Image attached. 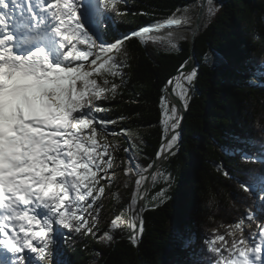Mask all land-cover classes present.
Segmentation results:
<instances>
[{"label": "trees", "instance_id": "trees-1", "mask_svg": "<svg viewBox=\"0 0 264 264\" xmlns=\"http://www.w3.org/2000/svg\"><path fill=\"white\" fill-rule=\"evenodd\" d=\"M201 3L117 0L114 7L109 5L114 15L107 17L110 31L105 39L114 40L168 18L197 17ZM215 3L217 9L196 37L197 76L186 106L183 142L164 163L143 203L140 245L134 237H119L132 230L130 203L137 175L151 168L168 132L162 108L166 83L190 58V37L177 45L131 37L123 45L127 55L117 54L123 75L101 72L92 77L102 87L104 79L109 80V88L117 85L115 94L106 91V99L94 102L104 109L98 115L115 123L104 130L94 122L89 130L95 126L98 131L97 151H102L106 134L126 148L127 181L112 189L111 199L113 219L119 215L122 222L117 229L106 225L102 230L103 236L106 231L113 235L111 241L83 228L74 231L75 220L72 229L54 225L65 239L67 264H190L192 255L201 264H209L214 260L210 251L203 255L189 249L198 241L193 233L210 241L216 233L239 238L260 232L264 222V194L261 197L257 191L264 187V180L258 179L264 175V0ZM79 46L89 50V45ZM218 59L227 63L221 65ZM245 153L256 158L245 160ZM245 182L250 185L248 191ZM163 192L159 203L157 196ZM70 211L79 215L76 205ZM248 213L257 216L252 218L255 223L247 229L242 225L241 232L236 224L247 223ZM26 264L37 263L27 258Z\"/></svg>", "mask_w": 264, "mask_h": 264}, {"label": "snow or ice", "instance_id": "snow-or-ice-1", "mask_svg": "<svg viewBox=\"0 0 264 264\" xmlns=\"http://www.w3.org/2000/svg\"><path fill=\"white\" fill-rule=\"evenodd\" d=\"M116 2L0 0V264H26L30 254L45 264L56 251V224L72 229L75 220L74 231H92L83 215L70 209L89 197L92 202L88 207H92L98 198L94 189L100 195L105 192L104 187L95 188L97 173L102 164L111 168V160L103 159L109 155L106 144L103 151H97V130L95 126L89 130V126L95 122L107 130L108 124L115 123L100 117L104 109L94 102L106 99V91L115 94L117 89L115 83L108 87V79L102 87L92 77L101 72L123 75L117 54L127 55L123 45L131 37L143 38L183 23L168 18L108 40L110 25L106 20L114 15L109 5L114 7ZM16 6L27 8L26 19L21 11L22 19L17 20ZM80 44L89 45V50H81ZM85 62L90 63L91 71L85 70ZM196 76L193 70L182 78L187 87L180 81L169 83H175L186 101ZM164 116L165 128L172 134L163 147L172 154L179 137L175 131L179 117L174 108L171 115L165 110ZM85 130H89L87 134ZM243 158L251 161L256 157L245 153ZM258 179L264 180V175ZM249 189L245 182L244 190ZM136 203L133 199L130 207ZM39 209H45L46 214H38ZM252 218L253 213L244 217ZM121 222L117 215L111 228H119ZM243 222L236 224L241 232ZM130 226L137 228L134 222ZM260 228L258 234L248 237L214 234L205 245L214 256L209 264H264V224ZM104 237L113 240L107 231Z\"/></svg>", "mask_w": 264, "mask_h": 264}, {"label": "rangeland", "instance_id": "rangeland-1", "mask_svg": "<svg viewBox=\"0 0 264 264\" xmlns=\"http://www.w3.org/2000/svg\"><path fill=\"white\" fill-rule=\"evenodd\" d=\"M93 2H94V0H93ZM212 5L213 6L211 7L210 18L212 16L213 12L217 9L215 0H213ZM94 14H95V9H93V11H92L93 16H94ZM194 18L195 17H189V18L183 19L182 21H183V23L190 22ZM210 18L204 23V28H205L207 22L210 20ZM86 27H87V25H86ZM93 35L95 36L94 33H93ZM189 35H191V34H189ZM189 35H187V37H189ZM149 38H157V37H149ZM81 39H83V38H81ZM160 40H165V39H160ZM168 41H170V40H168ZM170 42H172V41H170ZM97 43H99V40H97ZM172 44L177 45L178 43L172 42ZM78 47L81 50H87V49L82 48L79 45H78ZM217 61L221 65L227 63L226 60H224V59H218ZM98 66H99V62L96 65V67H98ZM196 68H197V66L194 68L195 71H196ZM85 70H88V71L92 70V66L90 65L89 62H85ZM256 81H258V79H256ZM192 82H191V87L187 93L186 104H188V100L190 98V91H192ZM185 87H187V84H185ZM162 108H163V114H164L165 110H167L168 114L171 115V106H170V103H168V101H166V100L163 101ZM163 125L165 127V116L163 119ZM166 131H168V130H166ZM97 135H98V131H97ZM178 141H179V138H178L177 142ZM177 142H176V144H177ZM102 143H103L101 145L102 151H103L102 146L106 144L107 145V151L109 153V155L106 156L104 161H108L110 159L111 160V168H108L106 163L103 165V167L101 168L102 170L97 173V179L99 180V183L95 185V188L98 189L99 187H104L105 192L103 195H100L94 189L93 195L97 196L98 198L96 200L95 205H93L92 207H88V205L91 204V202H92L91 197L87 198L85 201L76 205V207L79 211L78 216L83 215L84 219L87 221V224L89 226H91V228H92V231H91L92 235H94L96 238H101V239L104 237L102 235L103 234L102 230H104L106 225H111V222H112L113 216H114V213L112 211V206H111L112 189L119 186V185L126 184L127 174H128L127 169H126L127 153H126V148L124 147V145H122L121 142L117 141L116 138L110 134H106L104 136ZM238 152L239 151H237V153ZM145 171H143L140 175L139 174L137 175V178H136L137 179V185L139 183V177ZM136 188H137V186H136ZM82 191H86V190L82 189ZM257 191H258V194L262 197L263 192H264V187H259L257 189ZM163 197H165L164 192L157 196V200L159 203L163 202ZM38 214H40L42 216V215L46 214V210L45 209H39ZM253 217H257V216H253ZM254 223H255L254 220L251 219V220H248V222L243 224V225L247 229L250 226L252 227V225H254ZM261 224H264V222H261L260 225ZM54 228H55V226H54ZM197 234L198 233H196V232L193 233V235H195L196 238L198 237V239H197L198 243L193 241V245L189 249L192 250L193 252H196L197 254L201 253L203 255H205V254L208 255L209 250L207 247H205V245L209 243V239L206 237H199ZM55 236L57 239L56 251L53 255H50L46 259L45 264H67V261H66L67 256H66V253H65L64 248H63L64 243H65V239H64V237H62L61 234H59L57 228H55ZM28 258L32 262L39 264V261L36 259L35 254H30L28 256ZM189 263L190 264H201V261H200V258L197 257V255H194V256L192 255L191 262H189ZM177 264H179V263H177Z\"/></svg>", "mask_w": 264, "mask_h": 264}, {"label": "bare ground", "instance_id": "bare-ground-1", "mask_svg": "<svg viewBox=\"0 0 264 264\" xmlns=\"http://www.w3.org/2000/svg\"><path fill=\"white\" fill-rule=\"evenodd\" d=\"M202 9H201V16L200 19L197 20V17H195L192 21L190 22H185L182 23V25L180 26H173L171 28H162L158 31H153L151 33L148 34V36L145 37H157L158 39H165V40H170L173 43H179L182 39H184L185 37H187V35H189V37L191 38L192 35H194L196 32H202L204 23L210 18V14H211V7L213 6V0H202ZM171 34V35H170ZM144 37V38H145ZM92 57L89 58V60H91ZM194 70V68H193ZM192 70V71H193ZM185 77L184 76H177L175 78V81H180L181 83L186 84V81H184L182 78ZM173 89L175 88V95L177 97H179L183 103L182 107L187 106L186 101H184L183 97L179 96L180 93V89L175 87V83H173ZM166 101H168V103H170L171 106V110L174 108L178 114L179 117V126L175 131L179 132L180 129V122L182 120V115H181V109L178 108L176 106V104L172 101V98L170 97L169 94L166 95L165 99ZM171 135L172 134V130H168V132L166 133V135ZM180 134V132H179ZM179 138V137H178ZM167 149L162 146L160 147V150L158 152L157 155V161H156V170H148L145 171L140 177H139V183L137 185V188L134 190V194L132 197V200L135 199L137 201V203H139L140 199L145 197V191H144V185L148 182L149 184H154L157 176L159 175L162 167H161V161H163L166 157H167ZM161 168V169H160ZM137 203L136 205H132L130 207L131 210V217H130V224H132L133 222L137 225L136 229H133L132 227V237H134L136 240H138L139 234L142 232L140 229H138V225L142 223V210L140 212L137 211ZM131 205V203H130Z\"/></svg>", "mask_w": 264, "mask_h": 264}, {"label": "water", "instance_id": "water-1", "mask_svg": "<svg viewBox=\"0 0 264 264\" xmlns=\"http://www.w3.org/2000/svg\"><path fill=\"white\" fill-rule=\"evenodd\" d=\"M201 9L202 7H200L199 9V12H198V16H197V20L200 19V16H201ZM206 27V26H205ZM203 29H204V26H203ZM203 31V30H202ZM201 33V31L198 33L196 32L194 35L191 36L190 40H191V43H192V46H193V49H192V54L190 56V58L188 59L187 63H184L182 67H180V69L172 76V77H169L168 80H167V83H166V89H167V94L170 95V97L172 98V101L176 104V106L178 108L181 109V115H182V120L180 122V129H179V141L177 142L176 144V148L174 151H176L178 148L181 147L182 145V142H183V134H184V120H186V116H187V109H186V106L185 107H182L183 103L181 101V99L179 97H177L174 93H173V83H169V81H175V78L178 76H186L188 75L193 68H195L197 66V58L195 57L194 55V49H195V45H196V37L197 35H199ZM149 38V37H148ZM166 137H169V135L167 134L162 142V144L164 143ZM161 144V146H162ZM173 151V152H174ZM171 154H167V157L161 161V167L164 165L165 162H167V160L169 159ZM156 161H157V157L155 159V161L153 162L151 168L149 170H156ZM161 169V168H160ZM150 189H152V184H149L148 182L144 185V191H145V197L140 199L139 203H137V211L140 212L142 210V207H143V203H145V200H146V197L147 195L149 194L150 192ZM142 225V231H143V222L141 224L138 225V229H140V226ZM132 237V230L129 231L125 236H120L119 238H130ZM137 241V244L140 245V241H141V233L139 234V237H138V240ZM67 258V257H66Z\"/></svg>", "mask_w": 264, "mask_h": 264}]
</instances>
